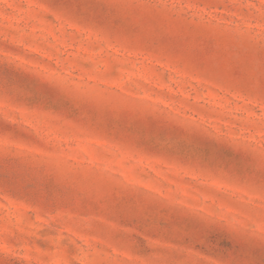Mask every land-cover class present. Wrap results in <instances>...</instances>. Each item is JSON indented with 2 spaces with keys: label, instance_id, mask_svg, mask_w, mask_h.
Listing matches in <instances>:
<instances>
[{
  "label": "rangeland",
  "instance_id": "1",
  "mask_svg": "<svg viewBox=\"0 0 264 264\" xmlns=\"http://www.w3.org/2000/svg\"><path fill=\"white\" fill-rule=\"evenodd\" d=\"M0 264H264V0H0Z\"/></svg>",
  "mask_w": 264,
  "mask_h": 264
}]
</instances>
